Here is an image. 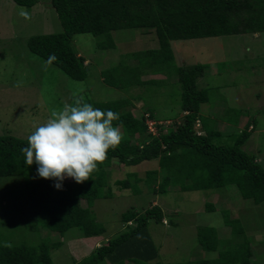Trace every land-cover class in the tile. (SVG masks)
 <instances>
[{
	"label": "rangeland",
	"instance_id": "1",
	"mask_svg": "<svg viewBox=\"0 0 264 264\" xmlns=\"http://www.w3.org/2000/svg\"><path fill=\"white\" fill-rule=\"evenodd\" d=\"M61 31V21L50 0H40L32 8L13 0H0V135L27 138L36 126L50 118L53 110L61 109L65 103L74 104L80 98L92 106L95 102L129 98L132 103L126 110L138 117L149 114L146 109L151 110L154 118L149 121L156 123V134L166 133L175 129L184 115L183 89L175 67L204 64L205 76L198 85L209 89L210 100L201 105L200 113L210 121V128L221 131L222 135L215 138L216 143L233 144L239 128H246V117L237 128L240 109L255 127L243 148L256 155L264 166V32L172 40L174 61L167 72H156L147 56L150 50L159 48L155 30H114L115 47L107 49L98 46L107 40L105 37L76 34L73 45L87 59L88 76L74 80L28 46L31 36ZM144 52L147 54L143 59H148L141 64L134 54ZM116 66L119 78L107 80L117 87L102 77L103 71ZM146 139L147 134L133 142L142 144ZM159 169L158 159L134 166L113 160L108 167L112 196L96 199L92 207L96 220L106 227V232L90 237L78 227L62 234L40 226L23 179L0 177V245H38L47 241L54 264H78L98 245L107 243L125 229L122 222L125 211L135 208L144 212L151 205H159L166 215L164 225H157L152 219L150 232L164 263L218 257V251H207L200 246L199 226L217 229L223 242L221 249L244 241L243 235H232L231 227L225 224L224 213L228 212L231 218L240 219L251 242V262L264 264V203L245 200L234 185L219 188L217 192L181 191L178 186H170L166 192L155 193L146 180L149 171ZM160 177L161 174L157 176L156 188ZM123 179H128L134 187H119L116 181ZM73 185L71 178L62 182V187ZM81 202L87 206L85 200ZM208 202L214 204L215 210L206 209Z\"/></svg>",
	"mask_w": 264,
	"mask_h": 264
},
{
	"label": "trees",
	"instance_id": "2",
	"mask_svg": "<svg viewBox=\"0 0 264 264\" xmlns=\"http://www.w3.org/2000/svg\"><path fill=\"white\" fill-rule=\"evenodd\" d=\"M13 1L32 8L40 0ZM50 1L63 31L31 36L28 46L33 53L56 65L74 80H84L88 76L87 59L79 55L73 45L76 34L90 33L105 37L107 40L99 42L98 46L107 49L115 47L112 38L114 30H155L159 48L150 50L147 56L151 60L150 64L157 68L156 72H167L174 61L172 40L264 32V0ZM146 54L137 53L134 56L143 64L148 59H143ZM117 68L112 67L102 73L104 81L115 87L118 85L107 78H119ZM205 69L204 64L175 67L174 72L183 89L184 115L182 122L166 133H150L146 114L138 117L131 110H126L132 103L129 98L95 102L93 107L119 114L120 119L113 121V124L123 129L124 136L115 149H109L107 159L98 165V171L91 174L90 180L82 184L73 180L74 185L71 187L64 186L62 190L55 188L57 181L40 178L37 165L33 163L28 166L25 163L26 158L21 149L27 146L28 137L9 134L0 135V177L20 176L23 179L35 219L40 226L62 234L78 227L87 237L106 232V227L96 220L92 207L96 199L112 196L108 167L115 159L127 166L158 159L160 169L149 171L146 180L155 193L166 192L170 186H178L181 191L217 192L219 188L234 185L245 200L255 204L264 203V166L256 155L243 148L252 132L250 124L238 133L233 144H218L215 138L222 135L221 131L210 128V121L200 113L201 105L210 100L209 89L199 88L198 85L205 76ZM146 110L149 118L153 119V112ZM145 134L148 139L142 144L133 142L144 138ZM159 174L161 180L156 188ZM116 184L123 189L134 187L128 179L117 180ZM81 200H85L87 206L84 207ZM206 209L213 211L215 206L208 202ZM165 217L159 205H151L144 212L135 208L125 211L122 214L125 229L109 238L107 243L98 245L89 257L78 264H166L150 232L151 220L157 225H164ZM224 217L225 224L231 227L232 235H243L244 241L221 249L223 242L219 239L217 229L199 226L200 246L207 251H218V257L167 264H257L251 262V242L245 235L241 221L231 218L228 212L224 213ZM53 245L58 246V243ZM0 264H54L51 245L47 241L38 245H0Z\"/></svg>",
	"mask_w": 264,
	"mask_h": 264
},
{
	"label": "clouds",
	"instance_id": "3",
	"mask_svg": "<svg viewBox=\"0 0 264 264\" xmlns=\"http://www.w3.org/2000/svg\"><path fill=\"white\" fill-rule=\"evenodd\" d=\"M119 119L118 113L94 108L82 98L74 104L65 103L28 136L27 146L21 149L25 163H35L37 175L57 181V189L62 190L66 178L82 184L98 171L109 149L121 143V129L113 124Z\"/></svg>",
	"mask_w": 264,
	"mask_h": 264
},
{
	"label": "crops",
	"instance_id": "4",
	"mask_svg": "<svg viewBox=\"0 0 264 264\" xmlns=\"http://www.w3.org/2000/svg\"><path fill=\"white\" fill-rule=\"evenodd\" d=\"M244 117H246L247 119H248V123L247 124H250V126H249V129L251 130V131H254V129H255V127H254V125L251 123V121H250V119L247 117V116H245V115H243V112L242 111H240V109H239V113H238V117H237V119L239 120V123H237V128H239V126H240V124H241V122H242V118H244ZM250 121V122H249ZM247 124H246V126H247ZM240 130L239 131H241L242 130V128H239ZM246 143V142H245ZM253 202V201H252ZM240 220V219H239Z\"/></svg>",
	"mask_w": 264,
	"mask_h": 264
},
{
	"label": "built area",
	"instance_id": "5",
	"mask_svg": "<svg viewBox=\"0 0 264 264\" xmlns=\"http://www.w3.org/2000/svg\"><path fill=\"white\" fill-rule=\"evenodd\" d=\"M146 116H147V120H146V123H147V125H148V131L150 132V133H153L154 135H156V131H155V126H156V123L155 122H153V121H149V116H148V114H146ZM151 120V119H150Z\"/></svg>",
	"mask_w": 264,
	"mask_h": 264
}]
</instances>
